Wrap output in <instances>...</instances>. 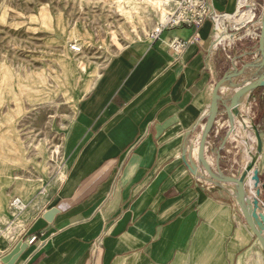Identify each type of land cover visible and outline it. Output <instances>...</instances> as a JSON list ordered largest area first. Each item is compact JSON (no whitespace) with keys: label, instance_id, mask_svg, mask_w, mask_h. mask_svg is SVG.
Returning a JSON list of instances; mask_svg holds the SVG:
<instances>
[{"label":"crops","instance_id":"obj_1","mask_svg":"<svg viewBox=\"0 0 264 264\" xmlns=\"http://www.w3.org/2000/svg\"><path fill=\"white\" fill-rule=\"evenodd\" d=\"M209 1L216 22L165 29L158 36L151 28V34L107 60L77 102L81 129H76V148L64 177L0 230L15 227L0 242V264L19 242L28 247L14 264H108L111 240L124 235L156 201L198 198L213 230L188 251L201 257L195 264H264L263 247L235 196L195 177L184 161V146L199 141L205 119L189 138L188 131L206 113L216 82L233 66L261 60L264 0ZM154 12L159 20L160 11ZM174 41L186 46L176 50ZM234 91L225 87L220 93ZM248 95L245 109L229 117L206 157L231 174L255 152L264 184V87L244 99ZM195 148L197 161L198 142ZM13 173V168L6 172ZM52 208L59 212L49 222L44 215Z\"/></svg>","mask_w":264,"mask_h":264},{"label":"rangeland","instance_id":"obj_2","mask_svg":"<svg viewBox=\"0 0 264 264\" xmlns=\"http://www.w3.org/2000/svg\"><path fill=\"white\" fill-rule=\"evenodd\" d=\"M134 2L144 3L0 0V230L20 214L16 196L29 207L64 177L81 129L77 102L107 60L161 22ZM201 204L156 201L111 240L108 264H195L201 257L188 251L213 230Z\"/></svg>","mask_w":264,"mask_h":264},{"label":"water","instance_id":"obj_3","mask_svg":"<svg viewBox=\"0 0 264 264\" xmlns=\"http://www.w3.org/2000/svg\"><path fill=\"white\" fill-rule=\"evenodd\" d=\"M258 51L261 56L260 61L246 63L240 69L236 66L229 69L221 79H219L213 90L212 102L206 113L188 131V138L193 134L198 126L203 123L199 141L193 143L187 141L184 146V161L190 172L198 178H202L217 187L231 192L239 205L246 223L260 241L264 250V205L261 202V192L264 184L261 183L258 168L256 166L258 155L250 152V159L245 167L238 173H224L220 165H212L206 157L208 145L215 141L219 132L224 128L230 116L238 114L249 103V95L246 94L264 87V14L262 17V27L259 38ZM247 76L248 79L240 82L239 78ZM236 88L231 95L220 93L222 88ZM222 119L217 123L219 119ZM253 126L254 121L251 120ZM198 142L197 161L193 159L192 151L195 143ZM58 209L52 208L45 213V218L52 222L58 213ZM28 247L27 242H19L14 249L5 255L2 261L5 264H14L22 252Z\"/></svg>","mask_w":264,"mask_h":264},{"label":"built area","instance_id":"obj_4","mask_svg":"<svg viewBox=\"0 0 264 264\" xmlns=\"http://www.w3.org/2000/svg\"><path fill=\"white\" fill-rule=\"evenodd\" d=\"M172 11L167 17V21L155 29L154 34L158 36L165 29H172L180 26L200 27L207 20L217 21L218 14L211 7L209 0H171ZM186 43L182 41H174L173 47L176 50H182ZM262 202V201H261ZM264 205V202H262ZM13 210L21 211L27 204L19 196H16L10 203ZM1 233V231H0ZM33 237L30 242H33Z\"/></svg>","mask_w":264,"mask_h":264},{"label":"bare ground","instance_id":"obj_5","mask_svg":"<svg viewBox=\"0 0 264 264\" xmlns=\"http://www.w3.org/2000/svg\"><path fill=\"white\" fill-rule=\"evenodd\" d=\"M139 1H143L144 3H135V6L133 7L135 10L137 9V5H140V6H150L153 10L157 9L160 11V14H159V21H161L160 23H158V27L161 25V24H164L166 21H167V17L169 15V13L172 11V8H171V0H139ZM246 0H243V2H245ZM168 6L170 7L169 11H168ZM168 12V13H167ZM157 27V28H158ZM156 28V29H157ZM73 49H75L76 51H81L82 50V47L80 46V48L77 46L75 47L73 45L72 47ZM225 88V87H224ZM222 88V89H224ZM196 149V148H195ZM213 161V160H212ZM45 189V188H44ZM43 189V190H44ZM43 192V191H42ZM27 207V206H26ZM25 207V208H26ZM24 208V209H25ZM23 209V210H24ZM23 210L19 211L22 212ZM15 227L14 226H9L6 230H2V237H0V242L5 240L6 238L8 237H11L13 234H14V229Z\"/></svg>","mask_w":264,"mask_h":264}]
</instances>
